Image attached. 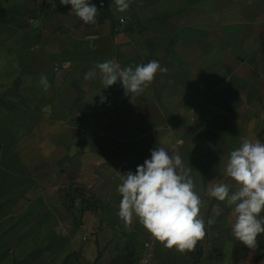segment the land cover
<instances>
[{
  "label": "crops",
  "instance_id": "0c3cea01",
  "mask_svg": "<svg viewBox=\"0 0 264 264\" xmlns=\"http://www.w3.org/2000/svg\"><path fill=\"white\" fill-rule=\"evenodd\" d=\"M89 2L95 25L60 0L1 5L27 26L13 64L0 60L13 90L0 99V264H264V234L249 249L232 234V210L204 195L213 182L234 184L224 161L241 137L264 142V0H131L124 12ZM109 59L157 60L168 72L132 99L119 81L84 79ZM171 145L192 168L205 219L219 204L185 253L118 217L117 171L135 173Z\"/></svg>",
  "mask_w": 264,
  "mask_h": 264
},
{
  "label": "clouds",
  "instance_id": "9594fccd",
  "mask_svg": "<svg viewBox=\"0 0 264 264\" xmlns=\"http://www.w3.org/2000/svg\"><path fill=\"white\" fill-rule=\"evenodd\" d=\"M60 3L71 5L70 13L84 24L97 23L100 13L89 0H60ZM114 3L124 12L131 0H114ZM158 72L166 74L168 68L157 60L122 67L115 59H109L97 63L85 73L84 79L98 77L105 89L119 81L125 96L134 99L151 86ZM39 83L45 92L51 88L43 74ZM99 95L103 103L106 97ZM117 173L121 180L117 192L122 197L118 217L125 228L135 217L165 248L185 253L194 250L205 238L206 226L216 223L219 204L215 206V215L205 219L201 214L202 195L196 191L192 168L185 165L176 145H171L170 150L164 147L151 150L150 159L138 165L135 173ZM223 173L234 184L213 182L204 195L224 202L232 210L233 236L249 249H256L258 237L264 234V142L241 137L239 146L224 161Z\"/></svg>",
  "mask_w": 264,
  "mask_h": 264
},
{
  "label": "rangeland",
  "instance_id": "374dc122",
  "mask_svg": "<svg viewBox=\"0 0 264 264\" xmlns=\"http://www.w3.org/2000/svg\"><path fill=\"white\" fill-rule=\"evenodd\" d=\"M4 0H0L1 5ZM18 9L16 7H9L6 12L0 11V60H4V67L13 64L15 52L22 48V40L16 35V31L27 26L19 20ZM12 87L3 84L0 81V99L4 94H10Z\"/></svg>",
  "mask_w": 264,
  "mask_h": 264
},
{
  "label": "built area",
  "instance_id": "2783aa9c",
  "mask_svg": "<svg viewBox=\"0 0 264 264\" xmlns=\"http://www.w3.org/2000/svg\"><path fill=\"white\" fill-rule=\"evenodd\" d=\"M103 4H104L103 2L100 3V5H103ZM121 21H123V20H121ZM148 257H149V256L145 257V258L143 259V262H146V263L149 262Z\"/></svg>",
  "mask_w": 264,
  "mask_h": 264
},
{
  "label": "trees",
  "instance_id": "16d2710c",
  "mask_svg": "<svg viewBox=\"0 0 264 264\" xmlns=\"http://www.w3.org/2000/svg\"><path fill=\"white\" fill-rule=\"evenodd\" d=\"M1 12H6V9L5 8H1V10H0ZM20 13V9H18V14ZM0 18H1V16H0ZM0 24H1V19H0Z\"/></svg>",
  "mask_w": 264,
  "mask_h": 264
}]
</instances>
